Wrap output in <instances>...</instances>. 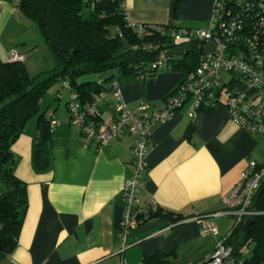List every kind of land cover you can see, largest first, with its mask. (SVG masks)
Segmentation results:
<instances>
[{
  "label": "crops",
  "instance_id": "1",
  "mask_svg": "<svg viewBox=\"0 0 264 264\" xmlns=\"http://www.w3.org/2000/svg\"><path fill=\"white\" fill-rule=\"evenodd\" d=\"M212 5L213 0L123 3L132 22L189 29L208 26ZM25 16L17 1L0 0L2 60L7 59L10 47L29 59L44 44L38 24ZM175 43L187 44L184 40ZM44 58L50 61L48 53L41 62ZM107 76L117 81L130 109L145 101L153 111L165 107L167 97L184 79L183 71L171 67L158 68L146 77L125 75L114 68L101 75ZM98 77L87 79L97 81ZM66 81L54 82L39 103V113L49 118L53 112L58 121L42 161L36 162L33 155L39 113L26 120L11 145L15 175L25 184L27 209L16 247L0 264H144V258L154 254L169 264L202 261L233 229V217L215 213L226 209L222 198L240 179L248 161L264 162V134L246 131L229 117L224 104L200 109L191 118V102L186 101L168 120L152 123L148 170L138 198L142 205L156 204L182 218L171 222L153 216L138 222L120 251L121 189L134 171V136L126 134L101 145L83 135L69 120L67 102L72 89ZM84 81L83 76L78 78ZM117 102L111 90L97 102L104 119L117 117ZM202 216L217 227L216 234H200L197 217Z\"/></svg>",
  "mask_w": 264,
  "mask_h": 264
},
{
  "label": "built area",
  "instance_id": "2",
  "mask_svg": "<svg viewBox=\"0 0 264 264\" xmlns=\"http://www.w3.org/2000/svg\"><path fill=\"white\" fill-rule=\"evenodd\" d=\"M228 1H213L209 25L203 29L132 22L125 11L128 25L140 37L150 30L166 33L174 41L181 37L187 44L194 43L201 47L210 42L214 44L212 52L196 53L197 66L184 76L174 93L167 97L163 109L153 111L151 104L145 101L135 109H130L123 100L115 79L108 82L99 80L97 84L102 86L101 90L93 93L91 101L85 105L80 103L74 91L71 92L67 102L70 123L77 125L88 139L103 145L126 134L134 136V171L121 189L124 214L119 220L118 238L122 243L120 251L125 249L131 229L157 208L156 204L142 205L138 198V189L144 184L148 170L147 148L152 123L168 120L186 101L191 102L188 110L191 118L199 109L224 104L234 122L250 133L264 134V1L234 0L235 8ZM158 46L159 44L147 42L142 48L156 49ZM7 58L22 62L25 54L14 47L8 50ZM170 65L163 50L157 53L151 63L154 69L170 68ZM224 73L229 74L228 79H223ZM109 90L113 91L118 100V114L114 120L104 119L97 107V102ZM57 124L53 113H49V130H53ZM262 181L264 162L248 161L240 179L222 198L226 209L215 214L230 215L234 219V225L243 224L247 218L259 214L251 205ZM206 216L197 217L200 234H216L217 227ZM225 238L202 261L186 264H233L235 260L232 249L225 243Z\"/></svg>",
  "mask_w": 264,
  "mask_h": 264
},
{
  "label": "trees",
  "instance_id": "3",
  "mask_svg": "<svg viewBox=\"0 0 264 264\" xmlns=\"http://www.w3.org/2000/svg\"><path fill=\"white\" fill-rule=\"evenodd\" d=\"M228 2L235 8L234 0ZM123 3L124 0H17L20 11L41 28L54 64L32 76L24 61L0 58V260L16 247L27 209L25 184L15 175L16 159L11 145L26 120L39 113L40 100L54 82L67 80L80 103L85 105L91 101L93 93L101 90L99 80L112 79V76L101 77L111 69L118 68L125 75L154 74L157 69L152 68L151 63L161 50L166 53L171 69L183 71L184 76L197 66L196 53L174 54L177 44L170 35L148 30L138 36L126 21ZM147 42L159 46L143 49L142 45ZM85 74L99 75V80L86 78L78 82ZM210 108L213 107L203 109ZM37 129L33 155L40 163L48 153L51 132L49 118L41 112ZM251 208L259 214L251 217L249 231H243L240 223L234 225L225 238L232 249L233 264H264V181L254 195ZM153 216L171 222L182 218L160 207L146 219ZM160 259L159 254H154L145 257L143 262L169 264Z\"/></svg>",
  "mask_w": 264,
  "mask_h": 264
},
{
  "label": "rangeland",
  "instance_id": "4",
  "mask_svg": "<svg viewBox=\"0 0 264 264\" xmlns=\"http://www.w3.org/2000/svg\"><path fill=\"white\" fill-rule=\"evenodd\" d=\"M208 25H209V21H208ZM36 26H37V29H39V31H40V35L43 38L42 41L44 42V44L38 45L35 48V51L31 54V56H30L29 59H27L28 56L25 54V58H24V61L26 62L25 65H26V68H27L28 72L32 76L35 75V74H37V73H39L40 70H42L43 68H50L54 64L53 58H52V53L50 52V50L48 49V47L45 44V39L43 37L42 30H41V28L38 27V25H36ZM176 40L178 42H180L182 40V38L181 37H177ZM12 48H14V47H10L8 50H10ZM8 50H7V52H8ZM45 53H48L49 54L50 61L48 59L44 58L45 59V62H41V60L43 59ZM94 75H92V74H85V75H83V77L84 78H87L88 76H94ZM228 78H229V74L228 73H224L223 74V79H228ZM223 97L226 99L225 94H223Z\"/></svg>",
  "mask_w": 264,
  "mask_h": 264
},
{
  "label": "water",
  "instance_id": "5",
  "mask_svg": "<svg viewBox=\"0 0 264 264\" xmlns=\"http://www.w3.org/2000/svg\"><path fill=\"white\" fill-rule=\"evenodd\" d=\"M214 49V44L213 42H210L209 45L205 47L197 46L194 43H188V44H183L179 45L176 47L174 54L175 55H183V54H188V53H201L203 51L205 52H212ZM253 222L252 218H247L244 223L242 224V230L245 232L249 231V227L251 223Z\"/></svg>",
  "mask_w": 264,
  "mask_h": 264
}]
</instances>
